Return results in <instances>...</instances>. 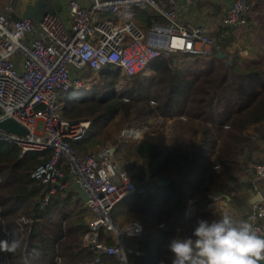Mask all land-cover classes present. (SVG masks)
Here are the masks:
<instances>
[{
    "label": "trees",
    "instance_id": "1",
    "mask_svg": "<svg viewBox=\"0 0 264 264\" xmlns=\"http://www.w3.org/2000/svg\"><path fill=\"white\" fill-rule=\"evenodd\" d=\"M245 1V25L220 27L212 35L223 56L217 51L159 57L149 66L152 75L126 81L120 91L114 89L118 72L105 69L90 95L63 104L64 118L91 120L84 138L70 142L79 153L115 145L124 125L171 119L164 129L116 148L128 169L139 163L134 178L147 187L111 211L119 228L133 221L142 225L139 236L125 237L139 251L128 255L132 264H171V238L190 236L198 219L222 218L206 208L213 195L243 206L247 195L238 191L252 187L250 165L264 164L253 159L258 141H264V0ZM137 15L146 28L162 20ZM50 154L21 156L15 145L0 141V264H118L107 255L96 262L97 254L83 246L89 211L77 193L56 191L44 202L49 185L38 184L30 173ZM160 179L168 183L158 185ZM102 235L113 242L108 232ZM13 240L20 247L4 250Z\"/></svg>",
    "mask_w": 264,
    "mask_h": 264
},
{
    "label": "built area",
    "instance_id": "2",
    "mask_svg": "<svg viewBox=\"0 0 264 264\" xmlns=\"http://www.w3.org/2000/svg\"><path fill=\"white\" fill-rule=\"evenodd\" d=\"M15 1L0 6V122L12 119L26 134L0 129V141L15 145L21 156L50 152L49 159L30 173L38 184L49 185L44 202L50 194L68 191L74 184L89 211L83 246L97 254L96 262L107 255L118 264H132L128 255L139 251L125 237L139 236L142 225L133 221L119 228L111 220V211L118 202L144 193L147 187L136 183L134 171L123 165L124 155L116 148L125 142H139L145 132L164 129L171 119L160 118L157 123L166 121V125L158 130L149 124L126 125L115 145L79 153L70 142L84 138L91 120L64 118L63 104L90 95L89 88L105 69L118 72L121 79L115 87L121 88L126 81L147 74L159 57L210 56L220 47L207 26L179 20L177 0H91L87 6L69 0L68 19L47 12L39 19L14 18ZM135 10L162 20L143 28L134 21ZM249 11L245 0H229L220 25L240 28ZM251 182L249 190L258 191L264 182L263 163L251 165ZM224 200L216 194L208 205ZM263 220L264 197L253 204L248 217L261 236ZM103 231L109 233L112 243Z\"/></svg>",
    "mask_w": 264,
    "mask_h": 264
},
{
    "label": "clouds",
    "instance_id": "3",
    "mask_svg": "<svg viewBox=\"0 0 264 264\" xmlns=\"http://www.w3.org/2000/svg\"><path fill=\"white\" fill-rule=\"evenodd\" d=\"M17 240L4 250L15 251ZM171 264H258L264 260V236L247 221L198 219L190 236L177 235L167 245Z\"/></svg>",
    "mask_w": 264,
    "mask_h": 264
},
{
    "label": "crops",
    "instance_id": "4",
    "mask_svg": "<svg viewBox=\"0 0 264 264\" xmlns=\"http://www.w3.org/2000/svg\"><path fill=\"white\" fill-rule=\"evenodd\" d=\"M35 1L36 0H18V1L16 0L15 1L16 14L20 15L26 5L34 4ZM50 1L53 6H55L56 4L58 5L57 8L56 6L54 7L55 8L54 14L59 15L62 18L68 19L69 17L68 1L69 0H50ZM78 1L80 2V4L84 6H87L91 3V0H78ZM228 5H229V0H177L176 11H177L178 18L181 22H193L196 24L205 25L208 27L210 34L212 35V31H211L212 29H217V28L222 27L220 25V19L222 15L224 14V10L226 9ZM138 12H142V11L135 10L134 21L141 27L146 28L145 25L137 19ZM145 13H148V12H145ZM148 14H152V13H148ZM260 14L262 15L261 12H259V15ZM235 45L236 44L233 43L228 48V53L233 52ZM241 53L243 55H247L248 48L242 49ZM147 73L151 74L153 73V71L150 69ZM257 147L258 149L253 153V159L257 158V159L264 161V141L259 140L257 143ZM250 176H251V171H250ZM68 191H74L75 193H77V196L81 200L80 193L74 184L70 185V188ZM238 193L247 195L245 204H243V206H237L236 204L226 199L221 204L214 203L209 206L208 205L210 201L209 200L206 204L207 210L213 217H215L216 215H220L221 217H223L226 214L235 221L244 220L248 222V217L252 211V206H253L252 201L255 198L258 199L257 195L264 197V182L261 183L258 191L252 192L249 189L243 188V189H240ZM262 226L264 227V220L262 222Z\"/></svg>",
    "mask_w": 264,
    "mask_h": 264
},
{
    "label": "water",
    "instance_id": "5",
    "mask_svg": "<svg viewBox=\"0 0 264 264\" xmlns=\"http://www.w3.org/2000/svg\"><path fill=\"white\" fill-rule=\"evenodd\" d=\"M42 0H36L34 2V4H28L25 6V8L23 9V11L21 12L20 15L16 14L14 16V18H34V19H39L42 15L39 13L40 11L38 10V4L41 2ZM56 8L58 7V5H55ZM54 6V7H55ZM219 56H223V54L221 53V51L218 52ZM0 129L5 130L7 132H11V133H15L17 135H25L26 134V130L24 127H22L20 124H18L17 122H15L12 119H6L0 122ZM115 148L111 147V152H114ZM168 183V181L160 179L158 181V185H166ZM258 199L255 198L252 203L254 204L257 201L261 200V196L257 195ZM257 199V200H256ZM264 236V235H263ZM258 264H264V260H260L258 261Z\"/></svg>",
    "mask_w": 264,
    "mask_h": 264
},
{
    "label": "rangeland",
    "instance_id": "6",
    "mask_svg": "<svg viewBox=\"0 0 264 264\" xmlns=\"http://www.w3.org/2000/svg\"><path fill=\"white\" fill-rule=\"evenodd\" d=\"M6 2H7V0H0V6H4L5 4H6ZM264 3V2H263ZM38 10L40 11L39 13L42 15L43 13H50V14H54L55 13V8H54V6L52 5V3H51V1L50 0H42L39 4H38ZM216 30L217 29H212L211 31H212V35L214 34V32H216ZM214 36V35H213ZM216 38V37H215ZM220 47V46H219ZM176 57H178V56H176ZM150 69H148V71H149ZM147 71V72H148ZM147 75H152V73L151 74H149V73H147ZM144 76V75H143ZM116 85V84H115ZM125 86V85H124ZM124 86H122L121 88H116L115 86H114V89L116 90V91H120V90H122L123 88H124ZM110 90H112V87L110 88ZM91 91V90H90ZM62 103L64 102V100H62L61 101ZM79 119V118H78ZM157 121H161V119L160 118H156L155 120H154V123H153V126H154V128L155 129H159V127L161 126H164V125H166L165 124V122L166 121H164L163 123L162 122H158L157 123ZM168 123V122H167ZM126 125H124L123 127H125ZM122 127V128H123ZM121 128V129H122ZM120 129V130H121ZM119 130V131H120ZM159 131V130H158ZM119 133V132H118ZM118 135V134H117ZM123 165L124 166H126V161H125V159H124V157H123ZM128 166V165H127ZM139 166V163H137L136 165H135V167L133 168L134 169V171H136L137 170V167ZM136 183L137 184H141L142 186H144V184L143 183H141V182H137L136 181ZM65 194V193H64Z\"/></svg>",
    "mask_w": 264,
    "mask_h": 264
},
{
    "label": "bare ground",
    "instance_id": "7",
    "mask_svg": "<svg viewBox=\"0 0 264 264\" xmlns=\"http://www.w3.org/2000/svg\"><path fill=\"white\" fill-rule=\"evenodd\" d=\"M91 90V87L89 88V90L88 91H90ZM90 93H91V91H90Z\"/></svg>",
    "mask_w": 264,
    "mask_h": 264
},
{
    "label": "snow or ice",
    "instance_id": "8",
    "mask_svg": "<svg viewBox=\"0 0 264 264\" xmlns=\"http://www.w3.org/2000/svg\"><path fill=\"white\" fill-rule=\"evenodd\" d=\"M189 47H190V45H189Z\"/></svg>",
    "mask_w": 264,
    "mask_h": 264
}]
</instances>
